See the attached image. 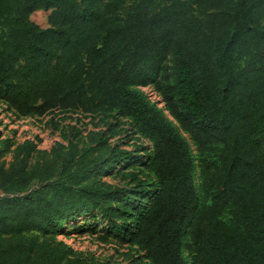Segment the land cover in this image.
Wrapping results in <instances>:
<instances>
[{
	"label": "trees",
	"instance_id": "trees-1",
	"mask_svg": "<svg viewBox=\"0 0 264 264\" xmlns=\"http://www.w3.org/2000/svg\"><path fill=\"white\" fill-rule=\"evenodd\" d=\"M0 101L112 112L152 144L134 156L100 133L11 150L0 130V264H111L55 238L94 212L102 241L142 253L129 264H264V0H0ZM124 160L142 168L133 186L102 180Z\"/></svg>",
	"mask_w": 264,
	"mask_h": 264
},
{
	"label": "rangeland",
	"instance_id": "rangeland-1",
	"mask_svg": "<svg viewBox=\"0 0 264 264\" xmlns=\"http://www.w3.org/2000/svg\"><path fill=\"white\" fill-rule=\"evenodd\" d=\"M50 12V10H37L31 15V19L41 27H48ZM137 89L151 103L164 108L162 96L154 85L138 87ZM115 116L116 114L112 112L95 114L85 113L81 110L62 111L61 109L52 110L43 116H20L8 103L0 101V130L3 138L12 139L11 150L17 143L25 139L34 140L41 149H50L57 141L66 142L64 135L74 136L81 144H86L91 135L100 133L108 136L110 142L119 143L121 146L132 150L134 156L142 154V151H136L138 145L152 148V144L148 140L139 139L138 135L129 129L126 119L115 118ZM123 128H126L127 131H123ZM187 139L191 144L193 156L196 158L195 146L189 137ZM4 158L10 162L13 158V152H5ZM129 164L130 162L125 160L120 162L102 175V180L112 184L115 188H130L134 183L131 181L129 172L140 171L142 168L138 165ZM195 164V180L199 185L200 172L197 162ZM3 196L6 194L0 189V197ZM116 205L121 207L118 201H116ZM112 217L119 224H122V220L117 218L116 211ZM109 226L107 216L100 212H94L67 220L57 231L55 238L71 248L76 255L95 262L129 264L135 257L142 254L136 247L122 244L113 236L102 241L100 236L106 232Z\"/></svg>",
	"mask_w": 264,
	"mask_h": 264
}]
</instances>
